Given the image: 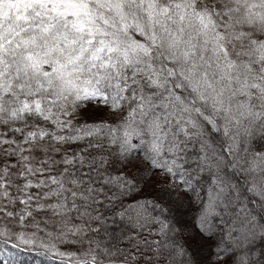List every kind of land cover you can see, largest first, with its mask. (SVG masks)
<instances>
[{"label": "snow or ice", "instance_id": "obj_1", "mask_svg": "<svg viewBox=\"0 0 264 264\" xmlns=\"http://www.w3.org/2000/svg\"><path fill=\"white\" fill-rule=\"evenodd\" d=\"M33 253L264 264V0H0V264Z\"/></svg>", "mask_w": 264, "mask_h": 264}, {"label": "trees", "instance_id": "obj_2", "mask_svg": "<svg viewBox=\"0 0 264 264\" xmlns=\"http://www.w3.org/2000/svg\"><path fill=\"white\" fill-rule=\"evenodd\" d=\"M31 264H48V261L45 257L36 256L34 253L30 255ZM25 264H29V260H25Z\"/></svg>", "mask_w": 264, "mask_h": 264}]
</instances>
